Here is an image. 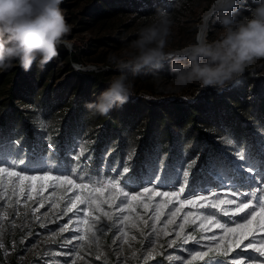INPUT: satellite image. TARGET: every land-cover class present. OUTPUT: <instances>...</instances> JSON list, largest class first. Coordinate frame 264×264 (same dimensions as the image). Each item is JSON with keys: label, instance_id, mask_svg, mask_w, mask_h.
Wrapping results in <instances>:
<instances>
[{"label": "trees", "instance_id": "1", "mask_svg": "<svg viewBox=\"0 0 264 264\" xmlns=\"http://www.w3.org/2000/svg\"><path fill=\"white\" fill-rule=\"evenodd\" d=\"M237 4L239 7L233 12L237 22L248 17L256 7L254 0H246V3L237 0ZM96 5L93 18L118 12L144 19L160 15V20H169L177 30L192 22L197 12L196 0H99ZM246 6L250 9L246 10ZM209 9L210 6L205 5L200 12ZM223 10L209 21V42L214 41L210 33L218 26V17ZM195 34L194 29L175 48L194 43ZM72 64L83 65L84 62L77 53L61 46L59 56L42 69L34 64L27 72L18 65L0 70V156L10 158L19 152L29 163L31 158L43 153V162L32 161L33 166L42 167L45 163L78 166L79 161L70 158L67 151L68 145L75 140L84 144V155L90 157V165L81 175L90 169L103 179H112L113 170H119L116 179L120 181L125 176L144 181L138 190L158 184L180 159L184 160V169L189 171V176L185 181L181 174V183L176 188L183 187L185 193L199 185H207L211 191L227 190L237 196L247 194L249 188L253 192L264 189V75L246 71L229 89L203 91L191 102L133 96L122 107L113 108L106 116H98L92 115L85 103L94 102L109 80L120 73L110 63L108 71L85 72L75 71ZM166 66L164 64L162 69ZM171 76L170 70L164 71L166 80ZM45 122L47 127L41 128ZM226 138L233 143L229 145ZM52 152L56 156L49 161ZM76 153L79 154L78 145ZM193 161L195 164L188 169ZM246 162L253 165L251 172ZM237 163L243 165V175L250 178L243 185L233 173ZM125 168L127 172H124ZM153 170L159 179L154 178L153 184H148L146 181ZM198 193L208 192L197 187ZM261 197L264 199V193ZM185 231L188 238L199 240L200 246L205 242V235L197 224H189ZM249 240L243 241L241 248ZM199 245L189 239L186 248L198 249ZM241 248L229 250L228 256L221 255L218 260L235 264L231 257H235ZM245 251L258 255L252 249ZM213 253L210 251L202 258L198 257L192 264H205ZM169 255L138 264H170ZM254 264H260V261Z\"/></svg>", "mask_w": 264, "mask_h": 264}, {"label": "rangeland", "instance_id": "2", "mask_svg": "<svg viewBox=\"0 0 264 264\" xmlns=\"http://www.w3.org/2000/svg\"><path fill=\"white\" fill-rule=\"evenodd\" d=\"M97 1L99 0H64L61 4V8L64 10L66 20L72 25V31L67 38L69 43L72 44V52L77 53L82 61L83 65L86 66H98L107 67L109 63L110 55H116L123 57V53L127 50V45L131 41L135 40L138 36V32L141 28L146 26H151L160 22V15H156L152 19H144L142 16L134 17L131 14L116 13L111 14L107 17L93 18V7H97ZM163 1V0H162ZM216 0H196L197 2V12L195 18L192 22L181 27L177 30L176 26H171V36L169 38V43L166 51H178L175 47L179 45L182 40H185L195 29L196 34L201 26V19L203 12L200 9L205 5L210 7ZM242 3H246V0H240ZM246 5V4H241ZM246 10L250 7L246 6ZM252 12L248 17H251ZM243 20V19H242ZM241 20V21H242ZM186 20H184L185 22ZM219 23V22H218ZM209 31V29H207ZM207 31V39H208ZM195 34V37H196ZM225 34V29L219 23L218 26L212 30L210 33L211 39L214 41L221 39ZM65 48V47H64ZM65 50L69 51L65 48ZM70 52V51H69ZM114 65V64H112ZM164 69H159L160 80L157 81L153 78V69L145 68L142 69L134 77V95L135 97H142L146 100H159V99H178L186 102H191L192 100L200 97L201 93L206 90H212V87H201L198 84L189 85L179 91L174 90V85L171 84V79L166 80L164 77V71L170 70L169 63H165ZM73 67V64H72ZM115 69L118 71L116 65ZM256 71L258 75H264V59L255 62L246 71ZM76 71V70H75ZM245 71V72H246ZM130 77L133 74L129 71L127 73ZM234 83L227 85L224 90L232 87ZM216 90V89H215ZM28 175V173H25ZM37 178L30 181L31 191L30 195L33 199H39L44 204L40 207L38 204H34L32 200H27L26 204L22 203L19 207V215L13 217V208H10L8 203H5L4 209L0 212L2 216V228L3 236L2 241L4 244L3 248H0V264H62L64 259L69 261V264H105L104 257L110 264H115L116 258L119 257L126 261L127 264H138L144 261H151L155 257L162 256L165 254H170L169 256L176 257L180 256L183 258V254L187 255L186 244L182 241L188 238L187 231L185 228L191 224L190 222L195 219L197 226L202 230L201 232L205 235V242L198 246L197 250H201V256L203 257L210 251L222 252L225 248L229 250L236 247V244L240 241H245L244 235L247 234L248 239L253 240L257 247L264 249V230H261L264 226V211H262L258 206H256V201L254 199L245 200L244 203H249L250 205L256 207L255 217H249L251 224H248L244 228H237L236 224H230L228 227L229 231L219 228L214 221L204 220L201 223V216L199 215L198 205L201 203H207L214 199L213 193H218L219 199L221 201V207H231L235 208V205H227L226 201L231 199L238 203L241 201L242 196H237L234 193L221 190V191H210L208 193H198L197 196H203L205 199L203 201L197 199L195 204H181L180 200L183 199L182 193H179V189L174 190H164L153 186H146L150 189L153 200H168L173 199L176 207L180 209L176 216L171 217V220H175L176 223H167L164 227L161 222H157L156 226L159 228L160 235L158 238L154 237V242L152 247L147 250L143 249V245L147 237L140 236L139 232H136L137 240L132 241L131 236L135 229H131L132 217H129V221L125 222V235L129 240V243L133 247H129L128 244H123L117 240L118 247L113 245L114 237L111 234H106L103 238L99 239L98 243H92L89 241V230L91 227V219H93L92 209L89 208L88 215L85 216L83 213L80 217H73L71 212L67 215L60 216L61 211H66L63 209V201L59 200L58 197L63 194V196L75 197L77 193L81 196L87 193V189H77L74 187L75 184L80 183L76 181L73 177V185H68L67 181H54L53 177L56 173L49 172L44 173H33ZM44 176V179L39 177ZM104 180H111L106 178ZM120 179H116V183H119ZM28 183V182H22ZM84 183H87L85 181ZM58 185V188L56 187ZM95 187V185H93ZM123 188V185L120 184ZM68 188H72V191H67ZM145 187L138 190L139 193H143ZM124 191H128L123 188ZM175 191L179 194L180 200L174 197H159L156 196V192H171ZM39 194V195H38ZM107 195V193H105ZM137 195V193H130V196ZM148 193H144L147 196ZM99 196V193H97ZM143 198V197H139ZM23 199V198H22ZM261 199H263L261 197ZM55 203L57 206L55 208L50 206V203ZM79 205L78 199L75 201ZM81 208H85V205H79ZM38 208L39 211L33 213L32 215H25V213L31 209ZM162 212L161 220L169 221V216L165 213L167 209L163 208L161 205ZM185 213H191L187 220H184ZM243 215V213H239ZM70 218L73 222L79 220L81 223L76 224L75 228L73 223H70ZM237 220L239 217L237 216ZM222 222V221H221ZM223 223V222H222ZM68 225V230L61 232L60 229L65 225ZM183 224L184 230L181 231L177 225ZM143 230V225L139 226ZM76 228L79 231H76ZM50 230V231H49ZM170 233V235H165L164 233ZM180 233L178 236L177 233ZM73 236H79L80 239H72ZM207 237H215V240L219 241L218 244H212L211 247H205L211 242L206 239ZM254 238V239H253ZM72 240L71 244H68V240ZM172 241H176L171 248L168 244ZM72 251L71 256H66L69 251ZM176 251H180V255L176 254ZM195 254V253H193ZM97 255L102 256L101 260H96ZM143 256V259L140 257ZM168 256V257H169ZM154 257V258H153ZM169 259V258H168ZM191 260L188 256L185 260V264ZM170 264H178V261L173 259L169 260Z\"/></svg>", "mask_w": 264, "mask_h": 264}, {"label": "clouds", "instance_id": "3", "mask_svg": "<svg viewBox=\"0 0 264 264\" xmlns=\"http://www.w3.org/2000/svg\"><path fill=\"white\" fill-rule=\"evenodd\" d=\"M64 0H0V70L19 66L30 71L34 64L42 69L59 56L61 46L69 51L68 37L72 25L60 7ZM251 17L237 22L233 12L237 0H221L223 11L218 17L224 36L209 42L207 23L197 33L195 42L178 51H166L171 36L170 21L143 27L127 45L123 57L110 55L119 75L112 77L104 91L85 107L92 115L106 116L122 107L134 95V77L142 69H153L160 80L159 69L170 65L171 84L179 91L189 85L212 87L222 91L238 79L255 62L264 59V0H254ZM76 71H95L89 65L73 64ZM133 74L130 77L127 73Z\"/></svg>", "mask_w": 264, "mask_h": 264}, {"label": "snow or ice", "instance_id": "4", "mask_svg": "<svg viewBox=\"0 0 264 264\" xmlns=\"http://www.w3.org/2000/svg\"><path fill=\"white\" fill-rule=\"evenodd\" d=\"M47 123H42L41 128H46ZM226 142L231 145L233 141L230 138H226ZM77 145L79 146V154L77 155L76 149ZM49 150L52 149V145H48ZM67 151L70 154V158L74 157L79 161L78 166L73 164H58L53 165L51 163H45L44 166H33L32 161L43 162V153H40L38 156H34L31 158L29 163H26L24 157L18 152L16 155L12 157L0 156V212L3 211L5 203H8L10 208L15 209L13 213L14 218L15 215H19V207L22 203L27 202V200H32L34 204H38L40 207H43L44 204L39 199H33L30 195L31 191V183L30 181L36 179L37 177L33 175V173H44L47 174L49 172L56 173L53 177L54 181H67L68 185H73V179L76 181H80L74 185L77 189H87V193L81 196L79 193L76 194L75 197L68 196L65 197L61 194L58 199L63 201V209L66 211H61L60 216L67 215L68 212L73 214V217H80L83 213L85 216L88 215V209H92L93 219H91V227L89 230L88 239L92 243H98L99 239L103 238L106 234H111L113 239V245L118 247L117 240H119L123 244H128L131 248L132 244L129 243V240L125 235V222L129 221V217H132L131 231L135 229L131 236V240H137L136 232L140 233V236L147 237L144 242L143 249L147 250L152 247L154 242V237L158 238L160 235V229L157 228V222H161L164 227L167 226L168 222L173 224L176 223L175 220H171V217L176 216L177 212L180 211L179 208L176 207V204L173 202V199L168 200H153L152 193L149 188L145 187L143 193L138 192V187L142 186L143 180H132L130 177L125 176L123 180L116 183V177L120 175L119 170H113L114 175L111 180H104L100 177L99 173H93L90 169L86 174L81 175V173L85 172L86 167L90 165V157L85 156V146L82 142H74L70 143L67 147ZM56 156L55 152L51 153V156L48 158L49 161ZM83 157V159H81ZM211 163V161L209 162ZM248 163V171L251 172L253 170V165L251 162ZM195 161L188 165V169H191ZM243 165L235 164L233 166V173L239 179L241 185L246 183L250 178L243 175L242 172ZM124 172H127V168L124 169ZM28 173V175H25ZM181 174L183 175L185 181L189 176V171L184 169V160H178L173 166H171L169 172L164 177V179H160L158 184H153V179H159L155 177V172L153 170L152 175L147 179L148 184H153V187L159 188H172L175 189L178 184L181 183ZM73 177V179H69V177ZM40 179H44V176L39 177ZM87 181V183H84ZM22 182H28L23 183ZM120 184L123 185V188L128 189V191H124L123 188L120 187ZM95 185V187H93ZM58 188V185H56ZM197 187L202 192H209L211 189L207 185H199L194 186L189 189L187 193H185L184 188L180 187L179 193L183 194V199L180 200V196L177 192H156L155 195L159 197H174L177 200H180V203L183 204H195L196 200L199 199L203 201L205 197L197 196ZM67 191H72V188H68ZM99 193V196H97ZM107 193V195H105ZM130 193H137V195L130 196ZM144 193H148L147 196H144ZM264 193V189H260L258 192H253L251 188H249L247 195H244L241 201L238 203L235 200H227V205H235V208L231 207H221L220 199L218 193H213L214 199L207 202L201 203L198 205L199 215L201 216V223L204 220H211L221 229L229 231V225L235 223L237 228H244L248 224H251V220L249 217H255L256 207L250 205L249 203H244L245 200L254 199L256 201V206H258L262 211H264V199H261V194ZM39 195V194H38ZM139 197H143L142 199ZM23 198V199H22ZM78 199L79 205H85V208L79 207V205L75 202ZM50 206L55 208L57 205L55 203L49 202ZM161 205H163L164 209H167L166 215L169 216V221H162L160 213L162 212ZM39 209H31L25 213V215H32L35 212H38ZM239 213H243V215H239ZM191 213H185L184 220L188 219V216ZM237 216L239 219L237 220ZM227 218L224 220V218ZM224 221L223 223L221 221ZM82 221L73 222L70 218V223H73L75 228L76 224L81 223ZM190 223L195 224L196 221L193 219ZM0 224H2V216H0ZM143 225V230L139 227ZM177 227L183 231L184 225L179 224ZM68 225L65 224L60 231H67ZM261 230H264V226H262ZM50 231V230H49ZM76 231H79L76 228ZM165 235H170V233H164ZM179 236L180 233L178 232ZM3 231L0 228V248L4 247L2 241ZM72 239L79 240V236H73ZM189 239L193 241L194 244L199 245L200 241L194 237H189L183 239L182 243H189ZM211 243L206 245L205 247H211L212 244H218L219 241L215 240V237H207ZM244 239H248L247 234L244 235ZM254 239V238H253ZM261 239H264L262 237ZM68 244L72 243V240L67 241ZM176 241H172L168 244V247L171 248ZM241 244L243 241H240L236 244L237 248H241ZM245 249H252L258 255H253L251 252L245 251ZM66 254V256H71L72 251ZM187 252V256L181 258L180 256L172 257L169 256V260H177L178 264H185V260L190 256L191 260L188 261V264H192V262L196 261L198 257H201V250H197V248H190L184 250ZM195 253V254H193ZM229 249L225 248L223 252L214 251V253L205 261V264H227L226 260H218V257L228 256ZM245 258L241 261L239 258ZM143 259V256L140 257ZM154 258V257H153ZM264 249L257 247L253 240H249L246 245H243L241 251L235 254V257H231L235 261V264H254L256 261H260V264H264ZM96 260H101L102 256L97 255L95 257ZM105 260V264H110L107 261V258H103ZM62 264H69L67 259H64ZM115 264H127L126 261L117 257Z\"/></svg>", "mask_w": 264, "mask_h": 264}, {"label": "bare ground", "instance_id": "5", "mask_svg": "<svg viewBox=\"0 0 264 264\" xmlns=\"http://www.w3.org/2000/svg\"><path fill=\"white\" fill-rule=\"evenodd\" d=\"M222 3H221V0H216L214 3H213V8L212 9H215L216 7L218 6H221ZM211 8V7H210ZM207 13L205 12L202 16V19H201V26H200V29L198 30V32L201 30V28L204 26L205 22L207 23V29H208V24H209V21L210 20H207V18H205V15ZM208 30H206V33H207ZM197 32V33H198ZM197 35V34H196ZM207 35V34H206ZM207 38V37H206Z\"/></svg>", "mask_w": 264, "mask_h": 264}, {"label": "water", "instance_id": "6", "mask_svg": "<svg viewBox=\"0 0 264 264\" xmlns=\"http://www.w3.org/2000/svg\"><path fill=\"white\" fill-rule=\"evenodd\" d=\"M213 8V5L211 6V8L206 12L207 14L205 15V18H207V20H210L211 17L217 13L218 11L222 10L223 9V6H218L216 7L215 9H212Z\"/></svg>", "mask_w": 264, "mask_h": 264}, {"label": "built area", "instance_id": "7", "mask_svg": "<svg viewBox=\"0 0 264 264\" xmlns=\"http://www.w3.org/2000/svg\"><path fill=\"white\" fill-rule=\"evenodd\" d=\"M80 65H82V64H80ZM83 66H85V67H87L86 65H83ZM96 70L95 71H98L99 69L100 70H107V67H98V66H93ZM83 72H85V71H83Z\"/></svg>", "mask_w": 264, "mask_h": 264}]
</instances>
